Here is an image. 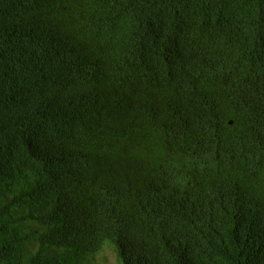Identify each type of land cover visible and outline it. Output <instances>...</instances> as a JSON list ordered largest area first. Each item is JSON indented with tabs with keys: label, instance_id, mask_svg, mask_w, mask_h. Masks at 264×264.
Listing matches in <instances>:
<instances>
[{
	"label": "trees",
	"instance_id": "trees-1",
	"mask_svg": "<svg viewBox=\"0 0 264 264\" xmlns=\"http://www.w3.org/2000/svg\"><path fill=\"white\" fill-rule=\"evenodd\" d=\"M105 247L264 264V0H0V264Z\"/></svg>",
	"mask_w": 264,
	"mask_h": 264
},
{
	"label": "rangeland",
	"instance_id": "rangeland-1",
	"mask_svg": "<svg viewBox=\"0 0 264 264\" xmlns=\"http://www.w3.org/2000/svg\"><path fill=\"white\" fill-rule=\"evenodd\" d=\"M67 257V253L64 252ZM96 264H117L115 253L109 248L105 247L104 250L97 255L95 259Z\"/></svg>",
	"mask_w": 264,
	"mask_h": 264
},
{
	"label": "clouds",
	"instance_id": "clouds-1",
	"mask_svg": "<svg viewBox=\"0 0 264 264\" xmlns=\"http://www.w3.org/2000/svg\"><path fill=\"white\" fill-rule=\"evenodd\" d=\"M232 121H230V123H231Z\"/></svg>",
	"mask_w": 264,
	"mask_h": 264
},
{
	"label": "water",
	"instance_id": "water-1",
	"mask_svg": "<svg viewBox=\"0 0 264 264\" xmlns=\"http://www.w3.org/2000/svg\"><path fill=\"white\" fill-rule=\"evenodd\" d=\"M232 123V122H231Z\"/></svg>",
	"mask_w": 264,
	"mask_h": 264
}]
</instances>
